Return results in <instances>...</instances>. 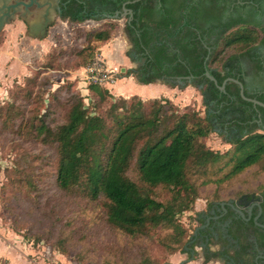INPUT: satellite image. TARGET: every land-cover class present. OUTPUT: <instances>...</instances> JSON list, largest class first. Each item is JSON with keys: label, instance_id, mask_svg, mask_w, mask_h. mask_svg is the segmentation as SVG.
Here are the masks:
<instances>
[{"label": "trees", "instance_id": "trees-1", "mask_svg": "<svg viewBox=\"0 0 264 264\" xmlns=\"http://www.w3.org/2000/svg\"><path fill=\"white\" fill-rule=\"evenodd\" d=\"M231 5L225 20L222 17ZM124 6L132 11V18L127 14L115 19ZM263 8L262 0H62L61 20L77 24L105 20L85 35L90 43L109 41L119 28L116 21L126 18L123 30L131 44L126 56L139 65L126 70L124 77H134L142 85L182 80L200 89L207 112L205 117L191 110L169 114L168 102L162 98H155V109L147 112L151 99L133 96L112 104L110 116L92 114L84 98L74 93L64 123L51 127L43 116L32 125L44 143L57 147L58 187L65 192L83 187L93 196L102 194L107 223L131 238L147 236L151 229H170L176 243L173 253L189 244L193 246L189 251L205 245L203 264L214 259L253 264L264 250V230L254 221L233 219L219 240L210 228L189 239L177 215L191 211L199 199L206 201L208 212L204 213L209 215L222 203L264 194V181L252 187L238 181L253 170L264 175V133L250 122L255 108L241 97L234 82H228L225 91L219 89L228 78L242 80V57L264 72V58L256 48L264 45V20L257 17L264 14ZM89 91L98 98L96 105L112 98L109 90L98 85H91ZM246 96L264 102V98ZM218 129L233 152L207 147L205 140ZM134 160L144 188L128 176ZM214 167L223 174L207 176ZM202 171L207 178L193 183L190 176ZM229 186L230 193L225 190ZM159 189L169 191L171 198L159 201L155 194ZM205 189L213 195H202ZM204 213L198 214L203 224ZM232 215L228 209L225 219ZM211 246L220 249L212 251ZM0 264H5L2 258Z\"/></svg>", "mask_w": 264, "mask_h": 264}, {"label": "rangeland", "instance_id": "rangeland-1", "mask_svg": "<svg viewBox=\"0 0 264 264\" xmlns=\"http://www.w3.org/2000/svg\"><path fill=\"white\" fill-rule=\"evenodd\" d=\"M21 14L15 12L12 22L6 24V31L0 34V230L6 250H12L13 263L4 258L2 261L5 264H180L179 257L192 259V251L186 247L173 253L176 243L170 229H151L147 236L131 238L107 223V201L102 194L93 196L83 187L61 190L56 182L57 147L44 143L32 125L43 116L51 127L64 123L74 93L84 98L85 107L92 114L110 116L112 104L121 98L130 100L138 96L147 100V93L157 91V87L160 92L155 97L168 102L169 114L191 110L205 117L200 89L192 85L170 87L159 82L148 86L125 80L130 78L124 77L126 71L123 73L122 69L134 67L126 56L131 47L123 30L126 18L116 21L119 28L109 41L95 44L86 41L85 35L105 20L77 24L55 16L46 36L34 38L27 35L29 25L23 24ZM52 25L56 30H49ZM91 85L109 90L112 98L96 105L98 98L90 93ZM138 99L131 101L133 105ZM154 103L155 98H151L145 106L147 112L155 109ZM205 143L215 152L234 150L215 132ZM136 166L134 160L128 176L144 188ZM218 168H212L207 176L223 174L217 173ZM258 171L246 173L239 183L258 185L264 181V175ZM203 174V171L195 173L190 179L199 184L207 178ZM230 187L225 189L228 193L232 192ZM211 193L210 189L202 191L204 196H212ZM155 194L159 201L172 195L165 189ZM201 201L206 205L204 199H199L191 211L177 215L189 239L204 225L196 215ZM203 212H207L206 206ZM194 252L195 260L203 258L202 247L196 246ZM212 261L225 264L219 259Z\"/></svg>", "mask_w": 264, "mask_h": 264}, {"label": "water", "instance_id": "water-1", "mask_svg": "<svg viewBox=\"0 0 264 264\" xmlns=\"http://www.w3.org/2000/svg\"><path fill=\"white\" fill-rule=\"evenodd\" d=\"M60 0H0V32L3 30L4 26L9 23L11 21V19H14V14L15 12H22L21 17L26 20L29 24V30L27 35L31 36V37H39V38H43L46 36L47 34V29L50 26V24L53 23L55 16H60V7L56 6L57 2H59ZM127 14H130L131 18H132V11H129L125 6L123 8V12L122 14H120L119 12L114 16L115 19L119 18V17H126ZM263 20H260V22ZM70 22V21H69ZM126 22V21H125ZM263 46L261 45H256L257 51L259 54L262 55V57H264V48H261ZM245 63V66L248 68V71L250 73V75L252 77L254 76V70H253V66L250 62H248L246 59H244L243 61ZM134 67H137L139 64L138 63H133ZM126 71L125 68L122 69V72L124 73ZM208 78L213 81L216 85H218L216 79L211 76L209 73H207ZM159 83L168 85L170 87H174L175 85H180L181 87H185L187 85V83H185L182 80H178L176 83L173 84H166L162 81H158ZM228 82H234L235 84H237L240 88V95L241 97L245 100L248 101L252 104H254V106H259L264 108V103L256 100V99H252L246 96L245 94V86L244 84L237 80V79H227L224 84L222 86H219V89L221 91H225L226 90V84ZM257 85L251 84L250 86V91L254 92L257 89ZM205 112H207L206 107H205ZM215 133L222 138L224 141H226V135L222 134V132L218 129L215 131ZM227 142V141H226ZM258 193H260L258 191ZM254 204L251 205L249 207L248 210V215H249V219H251L252 217V213H253V209L254 207H258L260 210V213L262 212V207L260 205V199H257L255 201H253ZM226 205L230 206L233 210H235L236 212H238L242 217L245 218V212L238 208L240 206V202H236V203H222L221 206L224 209L225 212H227L226 209ZM208 210V209H207ZM201 212H197L196 215L199 216V213ZM208 212V211H207ZM205 212V213H207ZM204 213V212H203ZM204 213V214H205ZM260 216V215H259ZM259 216L254 218L255 223L260 226L261 228L264 229V225L258 223V219ZM203 217V216H201ZM208 223H210V220L208 221ZM204 227H200L197 228L194 232V236L197 239L198 234L200 229H204ZM194 241H192L191 243H193ZM188 247H193L192 244H189L186 249H189ZM200 247V246H197ZM202 247V252L204 254V246ZM211 250L212 251H218L219 248L217 246H211ZM195 256V252L192 251V259H194ZM225 264H227V262H224Z\"/></svg>", "mask_w": 264, "mask_h": 264}, {"label": "flooded vegetation", "instance_id": "flooded-vegetation-1", "mask_svg": "<svg viewBox=\"0 0 264 264\" xmlns=\"http://www.w3.org/2000/svg\"><path fill=\"white\" fill-rule=\"evenodd\" d=\"M61 2H62V0L57 2V5H56V6L60 7V14H61ZM262 2L264 4V0H262ZM232 8H233V5L227 7V10L225 11V16L222 17L223 19L226 20V16H228L230 14ZM249 8L250 7H247L243 13L247 14V11H249ZM263 10H264V8H263ZM257 17L262 18V20H264V14H262V16L257 15ZM258 45H260V44H258ZM261 46H263L261 48H264V45H261ZM244 59H246L248 62H250L252 64L253 70L255 72L254 76L256 75L255 77H252L250 75L248 68L245 66V63L243 62ZM240 63H241V67H242V80H240V79H237V80L241 81L244 84L245 94L247 93L249 95H254V97L258 96V97L264 98V72H259L256 69L254 63L248 57H242ZM133 68H135V67H133ZM228 79H234V78H228ZM253 82H254V84L257 85L258 88L256 89V91L251 92L249 89H250L251 84H253ZM249 98L256 99V100L262 102L261 100H259L256 97L255 98L249 97ZM262 103H264V102H262ZM253 106H254V104H253ZM254 108H255V111H254V115H253V120L250 122L251 123L256 122L260 128L259 132L264 133V108L259 107V106H254ZM250 112H251V110H249V113ZM257 199H260V205L262 207V212L260 213L259 208L255 206L253 209L252 217L250 220H248L249 219V215H248L249 207L251 205H253L254 204L253 201H255ZM236 202H240V206L238 208L242 209L246 213L245 218L242 217L238 212L233 210L230 206L226 205L227 212H225L224 209L222 208V206L219 205V206H216V208L213 211H211V213L209 215L202 214V216H203L202 218L205 219V223L202 227L205 226V228L200 229V230H205L207 228H210L212 230V236L215 239L219 240V234H225V236H226V233L228 232V228L230 227L231 222H233V219L243 218L247 222H250L251 220L254 221V218L260 215L259 219H258V223L264 225V194L245 195V196H242L241 198H239L237 200L229 201L226 204L236 203ZM228 209L232 210L233 215L229 219H225V217L228 215ZM209 220H210V223H208ZM211 223H213L212 227H210ZM254 223H255V221H254ZM255 225L258 226L256 223H255ZM258 227H260V226H258ZM261 229H263V228H261ZM217 247L219 248V246H217ZM223 262H225V261H223ZM227 264H235V263L233 261H230V262H227ZM241 264H245V261H243ZM253 264H264V250L259 251L256 258L254 259Z\"/></svg>", "mask_w": 264, "mask_h": 264}, {"label": "crops", "instance_id": "crops-1", "mask_svg": "<svg viewBox=\"0 0 264 264\" xmlns=\"http://www.w3.org/2000/svg\"><path fill=\"white\" fill-rule=\"evenodd\" d=\"M22 13V12H21ZM62 21V20H61ZM12 21H10V23H11ZM28 24V22L26 21V20H24L23 19V24ZM29 25V24H28ZM56 27V26H55ZM53 28V25H52V27H50V29L49 30H51V31H53L54 29L56 30V28ZM61 28V27H60ZM64 28V27H63ZM4 31H6V25L4 26V28H3V30H2V32H4ZM47 31H48V29H47ZM2 32H0V34L2 33ZM49 33V32H48ZM34 38H37V37H34ZM3 45V44H2ZM128 58V57H127ZM130 79H125V80H130V81H135V82H138L137 81V79H135L134 77H129ZM119 83V82H118ZM117 83V84H118ZM154 84H156V83H154ZM154 84H150V85H154ZM149 86V85H148ZM156 86V85H155ZM157 87V86H156ZM132 92H135V91H132ZM160 92V90L158 89V87H157V91H150L149 93H147V99L150 97V99L151 98H156L155 97V95L156 94H158ZM131 93V92H130ZM149 96V97H148ZM202 202V205H200V209L198 210V211H204L205 210V203L203 202V201H201ZM204 203V204H203ZM1 231L2 230H0V257L1 258H4V259H7V260H9V261H11V263H13L12 262V259H11V256L13 255L12 254V250H6V245L3 243V239H2V235H1ZM178 259H180L181 260V262H180V264H194V263H198V264H203L204 263V256H203V258H200V259H197V260H195V259H190V260H186L185 258H183V257H179ZM208 264H215V263H213V261H211L210 263H208Z\"/></svg>", "mask_w": 264, "mask_h": 264}, {"label": "built area", "instance_id": "built-area-1", "mask_svg": "<svg viewBox=\"0 0 264 264\" xmlns=\"http://www.w3.org/2000/svg\"><path fill=\"white\" fill-rule=\"evenodd\" d=\"M111 77H112V76H110L108 79H111ZM112 82H114V81L112 80Z\"/></svg>", "mask_w": 264, "mask_h": 264}]
</instances>
